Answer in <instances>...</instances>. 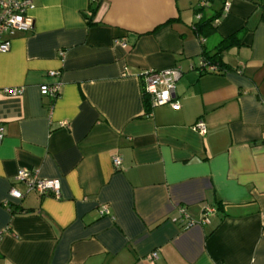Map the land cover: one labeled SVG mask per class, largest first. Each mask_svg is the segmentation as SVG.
<instances>
[{"label":"crops","instance_id":"crops-1","mask_svg":"<svg viewBox=\"0 0 264 264\" xmlns=\"http://www.w3.org/2000/svg\"><path fill=\"white\" fill-rule=\"evenodd\" d=\"M27 15L0 53V264H264V1L33 0ZM236 32L226 69L201 71ZM171 68L180 107L152 106L142 74ZM20 168L59 196L26 193Z\"/></svg>","mask_w":264,"mask_h":264},{"label":"built area","instance_id":"built-area-1","mask_svg":"<svg viewBox=\"0 0 264 264\" xmlns=\"http://www.w3.org/2000/svg\"><path fill=\"white\" fill-rule=\"evenodd\" d=\"M212 0H197L198 8L207 7ZM264 1V0H261ZM33 7V0H0V53H5L10 49V39L19 32H31L33 30V21L27 15L28 9ZM228 11V3L224 2L222 13ZM219 18L214 21L217 22ZM121 46L125 43L118 41ZM59 56H62L63 51H60ZM204 65L202 61L201 66ZM209 71H216V66H206ZM58 72L49 71V76H56ZM181 72L178 68L164 69V70H149L142 74L143 91L150 98L152 106L169 105L173 109H179V102L174 96V84L180 76ZM40 94L56 98L60 94L59 83L43 84L39 87ZM3 93L11 97H19L22 94V88L13 87L3 90ZM193 130L200 134H205L206 126L204 122L199 119L193 125ZM4 137V126L0 123V142ZM113 165L118 168L120 166V159L118 156L112 157ZM15 180L24 185L25 192H36L40 195L51 193L58 197L60 191V182L58 179H44L39 177L35 172L28 169L20 168L15 173ZM9 196L15 199H21L24 196L19 190L10 189ZM183 214V211L180 209ZM217 212L216 206H206L202 212V221H206L210 215ZM101 213H108L104 209ZM193 223L189 220L186 225ZM152 258H157V253L152 252Z\"/></svg>","mask_w":264,"mask_h":264},{"label":"trees","instance_id":"trees-1","mask_svg":"<svg viewBox=\"0 0 264 264\" xmlns=\"http://www.w3.org/2000/svg\"><path fill=\"white\" fill-rule=\"evenodd\" d=\"M95 9H93L92 11H94ZM217 16H215L213 19H216ZM213 19L211 20H202L199 23H197V28L196 30L199 33H202L204 36H207L208 34H211L214 32L215 29V24L213 23ZM239 41L238 38V32L233 33L232 35L221 39V41L218 44L217 47V52L214 54H206L204 56V59L202 60L204 62V65L201 67V71L203 72H208V73H218L220 70H224L226 68H222L220 64L216 63L217 59H218V54L221 50L226 49L228 47H231L234 44H237V42ZM205 54V52H204ZM214 65L216 66V71H209L206 69V66H211ZM228 69V68H227ZM216 206V205H215ZM219 205L216 206V208L218 209Z\"/></svg>","mask_w":264,"mask_h":264}]
</instances>
